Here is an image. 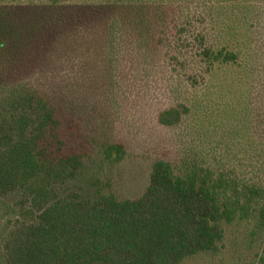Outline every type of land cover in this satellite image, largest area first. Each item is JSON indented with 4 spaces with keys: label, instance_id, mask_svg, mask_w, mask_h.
Instances as JSON below:
<instances>
[{
    "label": "trees",
    "instance_id": "trees-1",
    "mask_svg": "<svg viewBox=\"0 0 264 264\" xmlns=\"http://www.w3.org/2000/svg\"><path fill=\"white\" fill-rule=\"evenodd\" d=\"M252 10L0 0V201L17 211L0 264H182L219 253L240 223L264 264V49ZM146 110L180 129L181 150L157 151L143 193L67 194L92 156L125 160L119 126Z\"/></svg>",
    "mask_w": 264,
    "mask_h": 264
},
{
    "label": "rangeland",
    "instance_id": "rangeland-1",
    "mask_svg": "<svg viewBox=\"0 0 264 264\" xmlns=\"http://www.w3.org/2000/svg\"><path fill=\"white\" fill-rule=\"evenodd\" d=\"M246 2L247 5L255 7L249 18L252 15L255 18L259 16L258 25L253 29L256 31L254 44L264 49V0ZM261 81L264 78L261 77ZM118 130L127 151L125 160L118 165L107 166L101 156H92L83 165L78 177L64 188L67 194L93 197L100 191L113 193L119 198H136L148 185L152 163L158 156L157 151L163 148L165 152L176 154L181 150L180 129L167 130L157 126L149 110L141 112L135 119H130L123 128L119 126ZM16 219L17 211L12 200H1L0 248L7 225ZM225 231L219 253L197 255L182 264H258L261 240L250 235V227L245 223L233 224L226 226Z\"/></svg>",
    "mask_w": 264,
    "mask_h": 264
}]
</instances>
